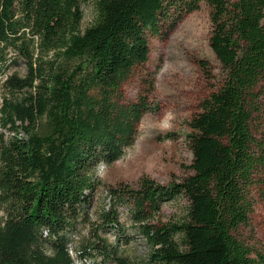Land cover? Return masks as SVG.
I'll return each instance as SVG.
<instances>
[{
	"label": "trees",
	"instance_id": "trees-1",
	"mask_svg": "<svg viewBox=\"0 0 264 264\" xmlns=\"http://www.w3.org/2000/svg\"><path fill=\"white\" fill-rule=\"evenodd\" d=\"M90 1L0 0V77L9 50L26 68L0 79V264H75L77 224L117 230L119 204L132 207L150 264H264V251L238 236L254 188L264 187V135L254 125L264 101V0H97L95 22L82 29ZM203 2L221 73L187 122L192 173L169 186L143 177L137 189L111 188L109 208L91 224L95 169L125 155L153 109L150 90L130 101L123 84L149 60L150 40L167 38ZM198 65L215 78L208 61ZM179 197L189 201L180 222H152ZM92 237L80 243V259L96 252L130 264L118 246Z\"/></svg>",
	"mask_w": 264,
	"mask_h": 264
},
{
	"label": "rangeland",
	"instance_id": "rangeland-1",
	"mask_svg": "<svg viewBox=\"0 0 264 264\" xmlns=\"http://www.w3.org/2000/svg\"><path fill=\"white\" fill-rule=\"evenodd\" d=\"M82 4L84 18L82 29L91 26L96 19L95 2ZM211 9L203 2L199 10L189 13L181 19L167 38L150 40L149 60L135 68L132 76L123 84L126 98L135 101L140 93L150 90V103L153 109L146 113L139 126L134 145L125 155L111 165H99L94 176L100 182L97 191L87 207L91 224H95L100 211L111 204L109 190L119 186L137 189L140 180L148 177L156 183L169 186L180 183L191 173L193 155L186 135L190 132L187 122L199 111L200 103L217 86L220 76V63L209 46L212 30ZM18 54L9 50L6 56L7 70L0 79L19 72L26 73ZM199 60L209 62L215 78H208L198 65ZM16 62V63H14ZM7 92L0 84V109ZM259 134L264 135V101L262 112L255 120ZM2 131L0 127V132ZM175 135L174 139L161 140L166 134ZM9 138L14 134L5 131ZM20 130V135L24 136ZM254 208L248 224L241 226L238 236L251 249L264 251V187L253 190ZM189 201L179 197L164 203L153 223L180 222L187 213ZM131 206L118 205L119 229L103 228L91 231L87 222H79L71 235L69 245L75 264H115L103 262L96 252L80 259L76 253L81 242L93 240L94 232L105 238L112 246H118L121 256L130 264H150L148 255L150 245L136 230L132 223Z\"/></svg>",
	"mask_w": 264,
	"mask_h": 264
},
{
	"label": "water",
	"instance_id": "water-1",
	"mask_svg": "<svg viewBox=\"0 0 264 264\" xmlns=\"http://www.w3.org/2000/svg\"><path fill=\"white\" fill-rule=\"evenodd\" d=\"M6 264H14V263H6Z\"/></svg>",
	"mask_w": 264,
	"mask_h": 264
}]
</instances>
